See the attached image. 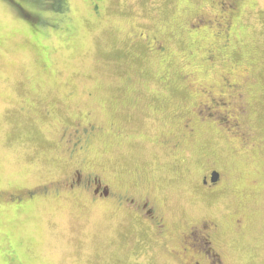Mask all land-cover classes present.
I'll return each instance as SVG.
<instances>
[{
	"label": "rangeland",
	"instance_id": "obj_1",
	"mask_svg": "<svg viewBox=\"0 0 264 264\" xmlns=\"http://www.w3.org/2000/svg\"><path fill=\"white\" fill-rule=\"evenodd\" d=\"M186 1L105 0L101 21L88 0H69L64 14L24 2L18 10L9 0H0V185L26 189L64 173L45 133L54 126L40 114L37 100L56 105L54 117L59 122L94 107L101 120L114 119L132 140L130 144L109 137L99 141L91 162L95 170L124 189L134 184L135 170L140 168L153 180L158 196L172 204L169 213L177 223L185 212H215L225 218L233 209H243L246 232L241 238L228 230L226 264H264V174L254 173L262 170L263 162L247 161L237 194L204 197L192 183L198 178L199 159L217 155L223 165L230 163L223 138L205 130L191 147L190 162H179L178 167H187L182 173L173 169L178 163L173 153L153 143L161 133H176L174 129L199 102L198 95L184 90L182 82L191 66L180 60L189 56L194 66L196 55L205 54L204 39H196L187 28V21L204 5L201 0ZM28 13L35 23L23 17ZM143 28L153 35L166 34L179 62L160 61L135 43L131 29ZM232 54L238 79L245 75L242 70L249 57L257 63L260 80L253 91L251 115L264 137V0L249 4L243 13ZM131 76L138 80L133 87L126 81ZM194 78L191 86L197 88L201 78L195 74ZM65 82L79 93L67 105L61 103L68 91ZM27 89L37 90L30 100L23 94ZM14 103L28 106L34 117L27 121L12 108ZM120 217L105 207L69 198L37 201L25 213L0 207V264H176L159 255L154 244L151 253L148 246L146 250L135 246L123 235L133 232L118 224ZM153 249L155 258L149 261Z\"/></svg>",
	"mask_w": 264,
	"mask_h": 264
},
{
	"label": "flooded vegetation",
	"instance_id": "obj_2",
	"mask_svg": "<svg viewBox=\"0 0 264 264\" xmlns=\"http://www.w3.org/2000/svg\"><path fill=\"white\" fill-rule=\"evenodd\" d=\"M88 1L91 10L102 21L105 0ZM201 1L204 5L201 13L187 21V28L194 37H198L196 39H204L205 54L203 57L196 55L194 66L192 62H188L189 56L187 60H180L191 66H187L190 72L182 82L184 90L188 95H198L199 102L196 109L188 112L185 119L181 120L178 129H174L176 133H161L153 143L173 153L178 162L173 169L182 173L187 167H178L179 162H190L194 154L191 147L199 143L205 130V134L222 137L231 154L230 163L223 165L222 159L217 155L201 156L198 178L192 182L196 191L204 197H221L225 193L237 194L245 179V168L250 164L247 161H262V170L254 173L264 174V137L257 131L251 115L252 99L256 96L253 91L258 84L257 79L260 80L258 66L255 59L249 57L247 66L242 70L245 75L238 79L231 58L242 15L249 4L260 0ZM28 14L26 16L32 20V15ZM129 34L135 43L144 45L145 51L157 54L160 61H178L166 34L153 35L146 28L138 31L131 29ZM42 68L46 70V66ZM194 74L201 78L197 88L191 86L192 80L196 79ZM49 80L51 79H46V82ZM37 81L40 82L39 79ZM126 81L133 87L138 80L131 76ZM70 84L72 85L70 82L64 84L68 90L65 97H61L64 105L79 95L78 90L71 88ZM33 87L36 88L35 83ZM36 91L27 89L23 94L30 100ZM58 94L60 99V92ZM45 100H37V108L54 126V130L47 128L45 133L48 136L47 142L55 148L53 155L56 153L64 173L26 189L0 185L1 209L25 213L37 201L74 199L92 206L105 207L112 213L121 215L118 224L129 227L133 232L123 234L125 237H131L133 244L142 246L144 250L148 246L149 253L154 244L155 249L159 248V255L162 254L170 262L226 264L224 238L228 230L232 229L233 235L241 238L246 232L248 217L243 209L235 208L225 218L215 212H185L177 223L169 213L172 204L158 196L153 180L140 168L135 170L134 184L122 189L114 179L92 167L96 144L107 137L117 143L130 144L132 140L127 129L120 127L114 119L109 123L104 122L98 117L97 110L90 106L85 108L81 116L66 115L64 122L56 121V105ZM93 100L95 102L96 95ZM16 105L14 103L12 108L25 116L27 121L31 120L29 117H34L28 106ZM37 108L35 110L38 112ZM173 113L179 114L175 110ZM39 194L41 197L36 198ZM154 258L153 249L149 261Z\"/></svg>",
	"mask_w": 264,
	"mask_h": 264
},
{
	"label": "trees",
	"instance_id": "obj_3",
	"mask_svg": "<svg viewBox=\"0 0 264 264\" xmlns=\"http://www.w3.org/2000/svg\"><path fill=\"white\" fill-rule=\"evenodd\" d=\"M9 1L11 3H13L16 6V8H18V10L20 7H22L23 2H24V3H27L29 5L35 4L37 9H39V10L47 8L48 10L53 11L55 13H62V14L69 11V7H68L69 0H9ZM38 12H40V11H38ZM23 17L26 18L31 24L35 23L34 20H29V17H27L26 15H24ZM234 56H235V54H234ZM231 58L233 60V54L232 53H231Z\"/></svg>",
	"mask_w": 264,
	"mask_h": 264
}]
</instances>
